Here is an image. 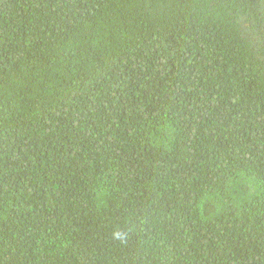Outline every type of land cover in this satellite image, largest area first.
I'll list each match as a JSON object with an SVG mask.
<instances>
[{"label": "trees", "instance_id": "trees-1", "mask_svg": "<svg viewBox=\"0 0 264 264\" xmlns=\"http://www.w3.org/2000/svg\"><path fill=\"white\" fill-rule=\"evenodd\" d=\"M0 264H264V0H0Z\"/></svg>", "mask_w": 264, "mask_h": 264}, {"label": "clouds", "instance_id": "clouds-1", "mask_svg": "<svg viewBox=\"0 0 264 264\" xmlns=\"http://www.w3.org/2000/svg\"><path fill=\"white\" fill-rule=\"evenodd\" d=\"M116 238H117V239H122V235L119 234V233H117V234H116Z\"/></svg>", "mask_w": 264, "mask_h": 264}]
</instances>
